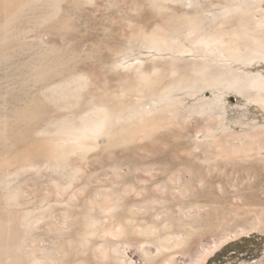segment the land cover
<instances>
[{"label": "rangeland", "instance_id": "374dc122", "mask_svg": "<svg viewBox=\"0 0 264 264\" xmlns=\"http://www.w3.org/2000/svg\"><path fill=\"white\" fill-rule=\"evenodd\" d=\"M189 1L207 9L208 21L215 12L214 25L228 3ZM253 1L245 3L255 22L263 20L264 1ZM174 3L28 0L11 7L13 14H0V264L46 256L54 264H196L197 253L206 251L214 253L206 264H264L262 92L251 88L244 97L226 87L230 73L215 62L217 46L210 52L203 44L192 47L195 39L180 40L197 50L182 54L152 44L173 34L167 19L184 10ZM256 26L251 30L264 41V27ZM197 64L223 72L200 89L193 83ZM230 64L232 72L264 75V63ZM42 65L55 77L39 81ZM72 75L87 80L71 105L45 99L48 84ZM158 87L172 88L175 104L163 126L115 146L103 137L95 149L68 155L66 166L50 162L53 153L44 156L45 140L62 139L56 119H76L101 94L127 106L148 101ZM28 106L40 110L37 119L19 116ZM45 127L49 134L34 135ZM92 218L103 232L87 244Z\"/></svg>", "mask_w": 264, "mask_h": 264}, {"label": "bare ground", "instance_id": "6f19581e", "mask_svg": "<svg viewBox=\"0 0 264 264\" xmlns=\"http://www.w3.org/2000/svg\"><path fill=\"white\" fill-rule=\"evenodd\" d=\"M25 1H28V0H0V14L3 11L6 13L12 12L13 9H11V7H13L15 4H16L15 8L17 6H21L20 4ZM164 1H170V0H164ZM174 1L175 3L181 6L183 5L184 10H177V9L173 10L172 9L175 13L174 15L168 17L167 19L168 29L173 34L170 36V39L167 41V43H166V40L164 41L165 43L164 42L162 43V41L156 40L155 42L152 41V44L158 47H168L169 49H171V52L174 51V52L182 53V54L188 51L189 53L191 52L196 53L197 50H195L196 48L188 50V47H187L188 45L183 44L182 41L180 42V40L186 41L187 39H189L193 41V39H195L193 42H191L194 45V46L192 45V47H196V45H201L200 48H202V44H203V46L205 45L207 46L208 49H210L209 50L210 52L216 46L219 47V49H222L221 50L222 52L219 55V57H217L218 61H215V62H217L219 66L223 65L225 70L228 69V72L230 73V77H229L230 79L228 78L227 82H226V77H225L224 83L226 82L225 84L226 87L231 89L234 93L241 95V96L242 95L244 96V94L246 95L248 89H251V88L258 90L259 92H262L261 96L257 95L258 97L260 96L257 101L264 107V75H262L259 72H256L253 74H250L248 72L243 73L242 71H241L242 73H238L239 71L237 70H234V72H232L233 69L230 64L231 62L236 61L238 63H241L242 66L244 67V66H247L253 63H256L257 65L264 63V41L259 36L260 32L259 34L255 32L256 33L255 34L254 31L251 30L252 27L255 25V23H257L256 29L263 28L264 27V17L262 18L263 20L257 21L259 20L257 19L256 20L257 22H255V18L253 16L254 14H252V10L245 3V1L249 2V0H226V2L228 1V3H226V6L222 7V10L221 9L219 10L220 14H224V16H222L224 18H221L223 20L220 19L221 21H219V24L214 25L213 23L216 22V16H215L216 13L214 12V15L212 14L211 20L208 21L206 18L207 16H205L207 9L205 12H203L202 10H199V8L201 9V6H198L201 4L200 2L194 3L193 1H189V0H174ZM237 1H240L242 4L238 6ZM262 1L264 0H260V2ZM255 3L257 4L259 2L256 1ZM198 10L205 14L201 15V12H199ZM230 12H237L241 16L239 19H234L235 16L233 15H232L233 17H228L231 14ZM13 13H10L9 15ZM182 32L183 33L186 32L187 34L180 35ZM194 36H197V38ZM206 51L208 50L206 49ZM226 53H228V56L226 55ZM123 65H127V64L123 63ZM219 68H220L219 70H221L222 67H219ZM38 69H41V73H42L41 77H40V74H38L39 81H47L55 77V73H54L55 71L51 72L50 71L51 68L48 69V66L43 67L42 65V66H39ZM196 69H197V72L195 73L193 83L197 85L198 88L200 89L202 88L201 87L203 85L202 83H204L205 85L206 84L208 85L210 81L212 82L214 80L216 81V79L220 77L219 74L220 73L222 74L223 72V71L221 72L219 70H216L217 72L219 71L217 75H215L214 72L213 74L212 72L209 73L210 68H208L207 66H203V64H197ZM239 69L240 67L238 68V70ZM36 71H37V68H36ZM208 73H209V76H207ZM226 76L228 77L229 75H226ZM86 77L87 76H84V75H72L56 83L48 84L45 88L46 89L45 91L47 92L45 99L49 101L50 100L52 101L60 100L61 103L64 104V102H62L63 100L71 105L70 103L71 99H74V97L78 96V91L82 87V82L84 80H87ZM141 78L144 79L146 82H149L150 80L151 85H152L151 77L142 75ZM184 78L185 76H183V79ZM219 81L218 83H216L217 86L222 85L221 81L220 83ZM162 90L163 89H161V87H158V89L155 92L147 93V95L151 96V99H149L148 101L137 100L134 104H129L127 106H124V105L120 106L119 104L115 102L116 99L112 100L109 98L107 100L104 98V94H101L98 96L99 97L98 102L97 103L89 102L88 108L84 110L82 113H79L76 119L75 118L71 119L70 117H61V118L56 119V121L54 122V126L56 127L55 134L60 135L62 139L60 138V141L45 140L46 141V151L44 153V156L47 157V155H51L53 153L54 155L53 156L51 155L49 161L50 160L59 161V164L61 163L62 165L64 164L63 166H66V163H67L66 158L68 155H70L73 152L74 153L75 152H83V153L86 152L87 153L88 151L95 149L96 147H98L99 139L103 137H107V139H105L106 141L105 143H107L106 146L107 145L115 146L116 144L120 142L126 143V142L133 141L135 137L138 136L139 133L142 131H145V130L152 131L155 128L157 129L160 126H163L164 124H166V121L168 119L167 116L170 115V109H172V106L174 107L175 104L172 102L173 101V97H172L173 89L167 88V89H164L163 91ZM155 94H157L158 98L154 96ZM92 98L94 99V97ZM75 102L77 103V101ZM75 102H74V105H76ZM159 105H161V107ZM36 106L40 107V104L39 105L37 104ZM67 106H65V108H67ZM71 107H74V106L72 105ZM31 109L32 108L30 106L26 107V109H23V112L19 116L23 117L25 120H29L32 118L37 119L39 117L38 112L40 110L31 111ZM127 121L128 122L130 121L131 125L128 128H125L123 126V123L125 122L124 125H129V124H126ZM49 126L50 125H48V127ZM49 133H50V128L45 127V128H40L39 130H37L34 133V135L38 137L40 135H46ZM121 134H125V136L121 138L120 137ZM109 138L110 140H108ZM59 164H56V166L59 167ZM63 166H60V168L61 167L64 168ZM77 171H78V168H75L74 172L71 171V173L74 174ZM7 177L9 179L10 175H8ZM16 195L17 193H15V195H11L9 197V200L11 201L12 197ZM94 219L91 222H89V225L84 232L87 244L91 242L89 241L91 240V238L100 239L101 237L100 232L103 230L102 229L100 232L97 230L98 226L101 225L100 220L99 219L94 220ZM13 239H16V238H13ZM108 239L109 238H106V237L104 238V245H106L107 243H110ZM11 244L9 245L11 246ZM106 254L108 256H110L111 254V250L108 247H106ZM213 254L214 253L211 251H206L204 253H200V252L197 253L196 264H206L209 257L212 256ZM46 257H42V258L35 257L29 264H54V262L51 259H48V257L47 258ZM122 258L123 257L120 256V258H117V260L120 261V259ZM15 261L16 260H13V262ZM74 264H84V263L76 262ZM125 264H132V263L126 262Z\"/></svg>", "mask_w": 264, "mask_h": 264}]
</instances>
